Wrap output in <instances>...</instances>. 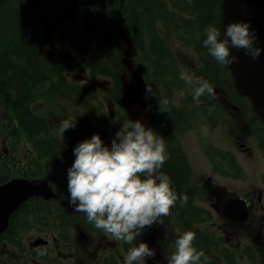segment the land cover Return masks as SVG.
Wrapping results in <instances>:
<instances>
[{
	"label": "rangeland",
	"instance_id": "obj_1",
	"mask_svg": "<svg viewBox=\"0 0 264 264\" xmlns=\"http://www.w3.org/2000/svg\"><path fill=\"white\" fill-rule=\"evenodd\" d=\"M36 1L37 0H3V3L0 6V65L2 62L14 63L16 59L23 57L22 55L18 54V56L17 53L13 52L20 44L17 36L19 22L21 15L23 16V13L26 11H28V17L31 18L29 8L30 6H33ZM43 1L44 0H38V9L35 12L36 22L39 25L46 23L48 18V11L39 8V6L43 4ZM181 1L184 2V0ZM117 2L119 6L122 1L87 0V8L85 10L80 9V13L85 14L94 6L103 13L104 21L106 23V25H103L104 22L101 21L98 26L100 28L98 31H101L102 35H98L94 31H91V43L94 56L97 58H94V60L98 62L102 61V69L108 70L110 78L103 75L95 78L98 82H96V86L92 90L93 97L90 98L88 95H84L87 98L86 104L89 105L88 108L86 109L83 106H78L75 109L72 105H64L69 102V96L61 92V89L59 90V93H57L52 87V95L56 94L63 99L60 102V107H63L62 110L65 109L70 114L74 113L72 116H66L61 119L59 118V123L64 119L71 118H77L79 121L77 124L78 127L76 129H72V132L74 133L73 135L78 142L86 139L79 117L84 115L90 108H94L99 115L104 114L107 115V118L109 117V119H107L103 124L102 132L112 134L108 137L110 143L122 125L127 124V120L124 118L123 113L119 111L117 103L112 99L113 82L115 83L118 80V69L116 68L115 63H110V56L117 55L119 58V54L120 56L122 55L117 41L119 35L112 23L113 15L116 14ZM65 5L66 0H63L56 9V13L61 20L51 23L52 29L48 33V39L50 41H53V38L58 36L61 32L68 34L71 33L68 24L72 25L73 23L68 21V19L63 16L62 12ZM149 6L147 5L145 7L148 8ZM124 15L127 20L134 22L133 15L130 11L124 9ZM164 15H166L167 18L158 23L157 30H159L161 36L164 37L163 44L167 47V50L161 51L159 58L156 55V51H154V44L152 40L147 38L145 35V32L150 29V24L138 16L142 28L141 32H138L135 37L136 43L139 47V57H137L136 61L141 67L142 75L150 84V88L152 89L149 94V102L153 113L157 115V126L154 130L160 135L165 136L166 150L169 159L165 162V166L161 170L163 172L169 171L166 166H170L174 163H178L180 165L181 162H184L185 169V164L189 166V175H185L184 178L186 183L185 189L192 196L196 194L195 202L198 205L203 208L210 209L208 216L200 223L202 230L210 237L213 234L211 229L212 224L216 221L217 215L209 206L207 202L208 197L206 191L204 190L207 188L206 184L210 186L209 179L217 183L228 184L235 190L238 189L240 185L248 183L244 178L245 173L242 172L240 174V178L238 179H235L232 176L233 173H231L240 166L247 168L249 165V162L243 155L234 154L235 144L233 141L234 136L230 135L231 130L235 129L236 133H238L240 137L242 128L249 129L250 127H255L257 130L263 131L264 123L261 120L255 119L250 102L245 101L244 99L242 101L244 102L247 110V115L244 119L227 117L222 112L219 103L215 99V96L217 95L216 92L214 97H202L209 101V103H207L210 107L208 112L203 111V113H205V115H203L197 111L202 107L207 110L208 107L201 105V102L199 107L193 105L190 86L186 85L179 78L182 68L190 69L196 76L202 77L210 83H222L225 95L229 97L230 101L234 100V96L238 97L241 95L236 92L232 75L227 66L219 64L216 73L210 72L207 65L199 58L200 46H203V40L205 39L204 29L206 26L200 22L199 18H196L197 14L190 13L185 16L177 17L166 11L164 12ZM213 21H215V19H213ZM213 21H211L212 25L215 26ZM168 24L173 26V31L169 30ZM137 29H139L138 25L135 26V30ZM164 30L167 31L168 34L164 35ZM78 40L81 41L82 37H78ZM61 54V58L70 57L71 55H80L74 47L71 50H64ZM4 57H6L9 61H6ZM158 59L161 63V71L168 72L166 75L162 74L160 78L155 72L157 69ZM83 63L85 71L81 70L78 76H76L77 73L75 71H72V73L67 76L68 81H71L72 77L76 76L75 85H78L80 88L84 86L83 84L85 81L91 82L93 80L90 73V66L86 63V61H83ZM8 67L9 66H7V68ZM0 72L5 74L6 83L11 85L6 90L0 89V100L4 97L3 95L6 96L7 93L23 91L29 86V84H25L19 77L16 78L15 83H10L9 74L4 72V67L0 66ZM2 84L3 83H1V85ZM27 90L30 91L31 87ZM181 91L185 93L184 97L179 96V92ZM44 93L45 92H40L35 95L40 104H43L46 101L44 99ZM161 97H167L170 101V110L166 113H161L159 111L157 101ZM172 109H177L179 115L170 120ZM117 115L118 118L116 119V123L118 126L113 128L115 123L112 120L115 119ZM257 116V118H259V115ZM4 119V116L0 115V123ZM159 120L161 121V126H159ZM161 127L164 129L162 130ZM112 128L114 131L108 130ZM6 140H9V137L0 138V147L3 150H5V148L11 149V145L3 146L5 144L4 141ZM10 142H12V140H10ZM247 143L250 145L249 141ZM67 145L71 151L75 148L71 140L68 141ZM172 147H177L181 153H171L170 150ZM63 150H66L65 146L63 147ZM55 152L56 150L51 149L45 152H36L27 158L18 159L24 170L22 177H20V175H13L11 177L13 180L11 189L12 193L18 194L26 190L27 182L24 177L33 176L36 178L37 182L43 185L49 183L50 176L46 170L57 157L53 158L50 154L46 153ZM9 156H13L12 152ZM217 162L219 167L217 166ZM17 164L18 166H21L20 163L17 162ZM30 167L33 168L29 170ZM69 167H71V164L64 165L62 174L57 166V181L62 178L66 187L67 169ZM218 169L220 170L219 176L216 174V170ZM14 170L15 169L12 167L11 172ZM262 171L264 173V168ZM180 174L181 173H179L178 176H180ZM260 180L261 178L257 175V181L260 182ZM34 182L35 181H33V183ZM195 189H197V193ZM46 200L48 205H52L56 202V198H54L53 195L48 196ZM26 212L28 216L27 225L24 227L20 226L19 235L16 238V241L21 246L14 252H10L8 254L0 253V258L21 256V261L26 260L25 254L21 252H24L27 249L33 252V248L30 247L29 240L31 238H36L37 235L45 237L49 232V223L55 226L54 235L57 238L65 240L70 237V233L73 236L69 240L73 243H80L85 240L81 239L78 241V239L74 237L81 233V229L79 227L73 226L77 222H84L87 224V226L83 229L87 236H91L93 233L96 235L98 232L104 233L102 230L95 228L93 224L89 223L85 214L84 216L81 215V218L70 217L69 215L62 217L57 214L55 207L50 209L46 206H42L40 210L37 209V206H32L30 209L25 211V213ZM163 219L165 220L166 217H162V221ZM173 223L176 226V234L178 238L179 235L183 234V231L175 221H173ZM159 226L160 224H155L156 228H159ZM88 227L90 230L89 232H87ZM152 229V226L150 228H146L143 234H151ZM109 238L112 239L110 236ZM62 243H64L65 247L67 246L64 241H62ZM11 245L12 244L9 243V246ZM128 248L129 247H122L121 245H112L111 251H107L105 257L110 264H116L112 261V258L117 259L119 262L118 264H124V256L126 255ZM207 250L208 253H205V255L209 258V264H215L214 262H211L210 258L217 255V249L209 250L207 248ZM262 252L264 253V251ZM52 255L57 256V258L51 259L50 263L56 262V264H58L62 262L61 256L64 255L62 251L52 252ZM162 259L163 256H160V261ZM27 260L34 264V259L27 258ZM213 260L216 261V259ZM12 262H17L16 258H13ZM0 264L4 263L1 262ZM146 264L148 263L146 262Z\"/></svg>",
	"mask_w": 264,
	"mask_h": 264
},
{
	"label": "clouds",
	"instance_id": "obj_2",
	"mask_svg": "<svg viewBox=\"0 0 264 264\" xmlns=\"http://www.w3.org/2000/svg\"><path fill=\"white\" fill-rule=\"evenodd\" d=\"M203 46L220 65L230 66L239 61L232 49L258 59L264 51L258 47V36L250 22L234 21L223 33L209 24L204 29ZM179 78L190 86L193 105L200 106L201 97L215 96L210 82L190 69L182 68ZM152 89L145 86L148 96ZM184 97L183 91L179 92ZM159 111H169L170 101L161 97ZM76 126V118L60 121L58 132ZM75 160L67 169L68 202L75 211L84 213L87 221L116 241L129 245L124 264H146L155 258V249L137 239L146 228L160 224L169 216L179 199L187 204V194L177 195L173 181L161 169L169 159L165 138L137 119L122 125L111 145H105L99 134L79 142L73 149ZM196 233L188 230L175 240V250L167 264H209L203 250L194 247ZM203 258V259H202Z\"/></svg>",
	"mask_w": 264,
	"mask_h": 264
},
{
	"label": "flooded vegetation",
	"instance_id": "obj_3",
	"mask_svg": "<svg viewBox=\"0 0 264 264\" xmlns=\"http://www.w3.org/2000/svg\"><path fill=\"white\" fill-rule=\"evenodd\" d=\"M2 3L3 0H0V6ZM192 3L195 4V2L191 1L190 5H193ZM58 6L59 4H53L51 6L52 13L56 12ZM216 6L217 4L214 9ZM39 8L47 10L48 5L43 3ZM89 11H91V8ZM72 16L75 26L79 25L80 4L78 9L74 10ZM21 22H23L22 15L19 23ZM26 36L30 39L34 38L30 29H26ZM202 48L205 50L203 52L208 53L204 46H202ZM215 64H217V62ZM210 84L217 93L215 99L219 103L220 109L227 117L244 119L247 115L246 106L242 101L244 99L250 102L254 117L258 119V114L255 112L249 98L234 96V100L230 101L229 97L225 95L222 83ZM207 102L209 103L208 100ZM204 107H208V109L205 110L202 107L197 111L205 115L203 111L208 112L210 107ZM178 115V110L172 109L170 120ZM262 122L264 123V121ZM230 135L234 136V154L243 155L249 162L247 168L240 166L232 171V176L238 179L243 172L245 173L244 178L248 183L240 185L236 190L225 183H215L212 187L206 189L208 197L207 202L215 209L217 215L216 221L212 224L211 229L213 234L210 237L200 227L201 220H204L208 216L210 209L205 208L201 216L187 217L184 221L180 222V225L183 226L185 230L191 229L196 233L197 246L199 249H202L204 253H208L207 248L209 250L217 249V255L212 257L216 259L214 262L215 264H264V253L262 252L264 251V199L262 198L264 189L257 186V175L261 178L260 181L264 183V173L262 171L264 168V130L259 131L255 127H250L249 129L242 128L239 137L236 130L232 129ZM162 136L165 138L164 135ZM248 141L250 145L247 143ZM170 152L181 153L177 147H172ZM49 184L53 190L51 181ZM243 207L244 210H246L247 217L241 221L235 218L234 211L232 210L236 209L240 214ZM175 230L176 228L171 218H166L162 221L161 227L156 228L157 233H155L154 240H156V244L164 257L172 250ZM69 236L68 239H71L73 235L69 233ZM112 245L127 247V244L110 239L105 233H100L98 237L93 233L88 240L87 246L82 248L75 257H67L71 259L72 262L66 263L62 261L61 263L110 264L105 254L107 251H111ZM112 261L116 264L119 263L115 258H112ZM163 264L167 263L165 262Z\"/></svg>",
	"mask_w": 264,
	"mask_h": 264
},
{
	"label": "trees",
	"instance_id": "obj_4",
	"mask_svg": "<svg viewBox=\"0 0 264 264\" xmlns=\"http://www.w3.org/2000/svg\"><path fill=\"white\" fill-rule=\"evenodd\" d=\"M173 4H169L167 0H128L127 5L124 7L130 13L133 15L134 19V30L136 24L139 26V31H136V34H134V39L138 32H141V24L138 17L139 8L138 6L141 5L145 8V13L153 14V16L157 15L158 21L160 22L163 19H166L167 17L164 15V12L168 11L173 16H184V9L180 8V5L177 4V0H170ZM208 1V3H207ZM152 2V3H151ZM187 4V2H184ZM217 4L216 8L214 9L215 5ZM220 4V0H197L193 6H190L187 4L188 8L192 11L193 14H197L196 18L200 19V22L204 24L205 26H208L209 24H212L211 21L214 19V13L217 10V7ZM149 6L146 8L145 6ZM137 10V11H136ZM164 10V11H162ZM162 11V12H161ZM95 17L92 19V25L97 29V32L99 35H102L101 31H98L100 28L98 27L100 25V22L103 21V25L105 23L104 21V15L102 12H100L98 9L93 13ZM164 15V16H163ZM163 17V18H162ZM112 23L116 29L117 34L119 35L118 39L120 38L119 28L116 25L117 18L116 14L113 15ZM215 26L221 30L220 23H218L216 20L213 21ZM150 29L145 32V35L147 38L151 39L154 44V51H157V49L160 46H163V36H161V33L159 30H157L156 27H152L153 23L150 22ZM222 33V31H221ZM168 34L167 31L164 30V35ZM23 39H18L20 44L17 46V53L19 55H22V58H18L21 60V66L19 67H4V72L9 74V82L13 84L10 79L19 77L25 84H30L32 78L30 76V73L26 66L32 67L36 71L38 65L36 64L35 58H34V43L31 42L30 38H28L25 34ZM118 52V51H117ZM18 55V56H19ZM6 61H9L6 57H4ZM28 60V64H27ZM209 60L211 63L215 64L216 61L209 55ZM27 69V70H25ZM211 72V71H210ZM164 75L168 72H162ZM1 83H3L1 85ZM41 86H45L46 83H43L40 81ZM11 85L9 83H6V77L3 72H0V89L6 90ZM24 91H15L11 93H7V95H3L4 97L0 100V107H3L4 110L0 111V115L4 116V120L1 122V126L6 125L10 129L13 146L11 147V152L13 156L5 155L3 149H2V158H0V172L3 171L6 173V177H10L11 175V166L9 164H12V162H18L21 165V162L18 161V159L27 158L30 155H33V151L38 152H45L51 149L56 150L55 153H46L50 154L53 158L61 156L62 155V146L61 143L64 144L65 139H67L66 134H64V137L61 136L58 132V128L54 127L52 125L51 120H46L47 117H56L57 112L53 114H47L45 112H41L40 110H35V113L30 108V99L25 96ZM13 97H16L15 99ZM4 100V101H3ZM12 102V104L10 103ZM86 105V104H84ZM12 108L16 115V123L13 119L9 118V113H11ZM18 122V128L16 129V124ZM0 126V138L4 134L3 128ZM22 134V135H20ZM6 166V167H5ZM22 166V165H21ZM165 165H163L164 167ZM186 169L184 168V163L181 162L180 165L178 163L171 164L170 166H166V168L169 170L167 171L168 176L173 181L172 187L177 192L178 196H181L182 194H187L188 196V202L187 204L182 205L180 200L178 199L176 202V205L178 208H180V211L186 216L189 217L192 214L196 212V209L192 206L190 203V194L187 193L185 189V175H188V167L185 164ZM180 176H178V174ZM4 177H2V180ZM1 180V179H0ZM47 206V205H45ZM30 209V208H29ZM38 210L41 209V207H37ZM34 211V209H33Z\"/></svg>",
	"mask_w": 264,
	"mask_h": 264
},
{
	"label": "water",
	"instance_id": "obj_5",
	"mask_svg": "<svg viewBox=\"0 0 264 264\" xmlns=\"http://www.w3.org/2000/svg\"><path fill=\"white\" fill-rule=\"evenodd\" d=\"M251 1L252 0H238V2L231 7L225 6L223 12L224 27L232 22L233 19L230 17L231 14H241L242 9L247 7L254 9L258 14L256 22L257 28L255 29L259 40L257 46L264 49V8L262 11L258 9V3L261 8L262 6L264 7V0H257L255 3H251ZM117 14L121 24H123L126 18L121 8H118ZM119 45L122 53L121 64L125 67L121 73L122 76L120 75V82H122L121 93L123 95L121 99L123 102H121L125 105L124 107L132 120L143 118V123L146 127H149L151 113L146 108V102L144 101L146 82L141 73L139 64L135 61V57L138 54L136 40L125 32L120 38ZM232 54L239 57L237 63L228 66L233 73L237 89L242 94L246 91H250L255 110L259 114H262L264 111V51L261 52L258 59H253L245 55L243 50L232 49ZM244 73H246V75H244ZM33 192L40 193L28 189L22 194L18 193V196H15L12 201L8 198L6 199V197L11 194L3 195L2 198L5 197V199L0 198V229L7 226L8 218L14 211L13 209L16 208L17 203L21 199L28 198ZM234 216L238 220H244L247 217L246 210L243 211V214L241 213L239 215L238 211L234 209ZM40 243H42L40 239L32 242L34 245H39Z\"/></svg>",
	"mask_w": 264,
	"mask_h": 264
},
{
	"label": "bare ground",
	"instance_id": "obj_6",
	"mask_svg": "<svg viewBox=\"0 0 264 264\" xmlns=\"http://www.w3.org/2000/svg\"><path fill=\"white\" fill-rule=\"evenodd\" d=\"M186 2L188 3V5H190V3H191L190 0H187ZM236 2H238V0H220V4H219V6L217 7V10L214 13V19L218 23H220L222 33H223V29H224V23H223L224 22V19H223L224 7L225 6L226 7H231L232 5L236 4ZM255 2H257V0H252L251 1V3H255ZM127 3H128V0H123V2H121L119 4V7H123L124 8L127 5ZM190 6H193V5H190ZM138 8H139L138 16L141 17L147 23H149V20H150V22L153 23L152 27H156L157 28L158 23H159L158 18H157V15L156 16H153V14L150 15L149 11H148V13H145V11H144L145 8L142 7L141 5H139ZM263 8L264 7L262 6V8H261L260 4L258 3V9H260L262 11ZM183 9H184L185 13H187V14L192 13V11L188 8L187 4H185V3H183ZM162 11H164V10H162ZM257 15L258 14L256 13V11L254 9L247 7V8H243L242 9L241 14L233 13V14L230 15V17L233 19L232 22H234V21L250 22L251 29L255 31V29L257 28V24H256V22H257ZM116 18H117L116 25L119 28L120 38L122 37L123 33H125V32L127 34L131 35L134 38V34H136V32L134 30V23L132 21H129V20L126 19L125 22L123 24H121V21H120L117 13H116ZM136 25H138V24H136ZM168 27H169V30L173 31V26L171 24H168ZM139 29H137L136 31H139ZM124 30H126V31H124ZM120 38H119V40H117L119 44H120ZM203 51H205V50H203L202 46H200L199 58L210 69L216 70L217 67L219 66V64L218 63L217 64L211 63V61L209 60L208 53H205ZM244 75H246V73H244ZM243 94L246 97L250 98V99L252 97L250 91H246ZM120 96H121V94L118 95V97H120ZM10 103L12 104V102H10ZM207 103H208L207 100L205 98H202L201 97V105L209 106V104H207ZM2 110H4V108L3 107H0V111H2ZM16 115L17 114L14 112V110L12 108V111H11V113H9L8 116H9V118L13 119L15 123H16ZM101 118L106 119L107 116H101ZM258 120L264 121V111H263L262 114L259 115ZM1 128H3V130H4V134L2 135V137H4V138L9 137V140L4 141L5 144L3 146L11 145V147H12L13 146V142H10V140L12 138H10L11 133H10L9 127H7L6 125H3V126H1ZM17 128H18V122L16 124V129ZM20 135H22V134H20ZM4 151H5V155H10L11 154V149L10 148H5ZM217 166L219 167L218 162H217ZM219 171H220L219 169L216 170V174L218 176L220 175ZM24 178H25V180L27 182V189H29V190L38 191V192H41L43 194L49 193L52 190V188H51V186H50L49 183H46L45 185L40 184L39 182L36 181V178L33 177V176H31V177H24ZM33 181H35V182L33 183ZM257 186L264 189V183L261 182V181L257 183ZM262 198L264 199V195H263ZM202 221L203 220H201V222ZM161 223H162V217L160 218V226L159 227H161ZM152 227H153V229H155L156 228L155 227V224H153ZM139 240H142V241L144 240V238H143L142 235L137 239L136 243H138ZM127 247H129V245H127ZM171 254H172V252L166 254L165 256L166 257H170ZM150 260L151 259H149L148 261H150Z\"/></svg>",
	"mask_w": 264,
	"mask_h": 264
}]
</instances>
